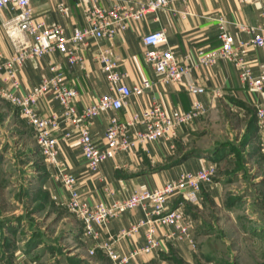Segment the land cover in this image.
Listing matches in <instances>:
<instances>
[{
	"label": "crops",
	"instance_id": "obj_1",
	"mask_svg": "<svg viewBox=\"0 0 264 264\" xmlns=\"http://www.w3.org/2000/svg\"><path fill=\"white\" fill-rule=\"evenodd\" d=\"M116 0H97V4L104 8L113 6ZM34 19L36 22L58 23L67 34L76 27L87 24L83 7L78 0H32ZM64 10H61V6ZM186 11V12H185ZM10 15L9 9L0 11V52L6 58L13 52L10 39L6 35L2 21ZM225 30L232 35L235 44L251 41L255 33L250 27L264 21V0L243 2L239 0H178L169 7L150 11L141 21L129 20L125 29L119 30L113 38H89L88 45L81 46L85 61L70 66L66 57L60 51H50L41 57L27 60L17 71L20 79V93H27L39 84L45 76L51 73L50 66L55 65L65 74L67 81L78 88L76 98L78 110L94 103L100 94L109 92L110 82L103 62L95 57L100 49L109 48L113 54L121 56L118 66L126 73L124 82L129 86L142 79H151L154 84L145 94H132L125 107L107 110L99 113L92 119L90 132L94 140L103 145L105 130L110 118L117 115L127 119L134 112H140L148 107L155 97L169 109L188 110L194 99H200L206 107V112L196 121L182 125L178 135L172 140H149L142 144L137 143L129 150H119L116 155L100 163L97 169L87 165L83 151L76 136L62 140L61 136L67 129H74L71 122L62 118L63 106L52 94L38 99L36 109L45 115L56 114L60 117L58 135L59 160L62 167L75 174L78 181V190L81 198L90 203L101 200L113 201L129 197L134 191L150 190L162 186L167 181L176 178L182 171L198 170L208 161L218 164L225 162L218 159L222 149L217 146L203 145L199 142L204 135L200 126L206 117H209L219 100L235 106L239 112L249 109L256 110L257 106L264 105V89H251L240 78V71L230 60L219 59L211 66L197 62L201 50L209 51L220 45L219 35L221 23ZM164 28L168 36V45L173 48L181 60L189 65L183 80L161 81L153 68L146 64L142 52V35ZM244 59L249 63L254 74L260 72L264 61V46H256L249 42L242 47ZM188 82L202 85L206 91L192 95L187 91ZM217 93L216 96H213ZM85 118L81 123H88ZM264 141V129L261 130ZM38 151V148L34 150ZM229 156L233 155L228 152ZM225 160V159H224ZM47 164V163H46ZM57 167L47 164V173L40 180L52 198L58 202H65L67 192L56 177ZM234 182L226 176L215 175L211 183H205L200 191V200L196 209H204L211 202L222 204L224 196L232 190ZM177 200H172L175 206ZM191 204V203H190ZM188 211V210H187ZM189 212L196 213L189 210ZM193 217V216H192ZM146 219L147 214L141 206L126 210L117 218L109 221L106 226L97 228L101 232L98 244L108 234H118L128 228L135 221ZM194 219V218H193ZM196 226V220L194 219ZM194 227V226H193ZM161 228L158 235L160 247L151 253H142L135 257L133 264H152L161 258L166 264H177L190 261L193 247L187 241L166 239ZM91 240V239H90ZM144 231L118 239L113 246L119 253H127L135 247L143 246ZM96 244V243H95ZM11 261L0 258V264H30L24 254H17Z\"/></svg>",
	"mask_w": 264,
	"mask_h": 264
},
{
	"label": "built area",
	"instance_id": "obj_2",
	"mask_svg": "<svg viewBox=\"0 0 264 264\" xmlns=\"http://www.w3.org/2000/svg\"><path fill=\"white\" fill-rule=\"evenodd\" d=\"M187 2L189 0H181ZM254 2L257 0H239ZM83 7L87 24L76 27L70 34L58 23L36 22L32 0H0V11L9 9L10 15L2 21L4 31L10 39L13 52L6 58L0 52V97L15 105L21 116L33 128L39 150L48 165L57 167L55 177L62 182L67 199L65 206L76 214L82 222L84 235L90 238L97 246L103 248L113 264H133L135 257L142 253L160 247L159 231L166 228L163 236L166 239L187 241L195 246L193 226L194 219L185 204H197L200 200V191L205 183H211L217 173V163L208 161L198 170L182 171L176 178L167 181L162 186L150 190L134 191L129 197L113 201L101 200L90 203L80 196L78 181L75 174L67 172L59 160V136L55 131L59 128L60 117L56 114L45 115L36 109L39 98L52 94L63 106L62 118L71 122L74 129L63 132L62 140L76 136L91 169H97L102 161L111 159L119 150L132 149L137 143L149 140L177 137L178 129L182 125L197 120L206 112L202 100L194 99L188 110L169 109L155 97L147 108L134 112L127 119L117 115L110 118L105 130L103 145H99L90 132L92 119L99 113L107 110L121 109L128 103L132 94L142 95L152 88L154 82L147 78L129 86L124 82L126 73L118 66L120 55L113 54L109 48L100 49L95 57L103 62L104 70L110 82L109 92L99 95L97 100L78 110L76 98L78 88L69 83L65 74L55 65L49 68V76L42 78L27 93H20V79L18 69L29 59L41 57L48 52L60 51L70 66L81 64L85 56L81 46L88 45V39L109 37L113 38L119 30L125 29L129 20L141 21L150 11L169 7L178 0H116L113 6L104 8L97 4V0H78ZM61 10H64L63 6ZM186 12V11H185ZM255 35L251 41L235 44L229 31L225 30L223 21L219 35L220 45L212 50H201L197 62L211 66L219 59L235 63L240 71V78L249 88L262 91L264 89V61L260 72L254 74L249 63L244 59L242 47L249 42L256 46H264V21L257 26L250 27ZM142 52L146 64L150 65L161 81H182L189 69V65L178 58L175 50L168 45V36L164 28L150 31L142 35ZM186 89L190 94L197 95L206 89L197 82H188ZM214 93L213 96H216ZM257 124L264 129V105L256 107ZM88 123H81V119ZM264 144V143H263ZM172 200H177L175 206ZM141 206L146 219H140L118 234H108L98 244L100 230L115 219L122 212ZM144 231L145 242L141 247H135L127 253H119L113 244L125 236Z\"/></svg>",
	"mask_w": 264,
	"mask_h": 264
},
{
	"label": "rangeland",
	"instance_id": "obj_3",
	"mask_svg": "<svg viewBox=\"0 0 264 264\" xmlns=\"http://www.w3.org/2000/svg\"><path fill=\"white\" fill-rule=\"evenodd\" d=\"M256 112L242 113L219 100L201 124L199 142L222 149L218 159L225 162L217 175H229L234 185L222 204L211 202L200 211L185 204L196 212L195 246L190 261L177 264H264V141ZM37 148L33 128L0 97V258L24 254L30 264H113L84 235L79 217L43 187L47 164Z\"/></svg>",
	"mask_w": 264,
	"mask_h": 264
},
{
	"label": "trees",
	"instance_id": "obj_4",
	"mask_svg": "<svg viewBox=\"0 0 264 264\" xmlns=\"http://www.w3.org/2000/svg\"><path fill=\"white\" fill-rule=\"evenodd\" d=\"M18 109V108H17ZM19 111V110H18ZM38 150H39V148H38ZM45 174H42V177L44 176Z\"/></svg>",
	"mask_w": 264,
	"mask_h": 264
}]
</instances>
